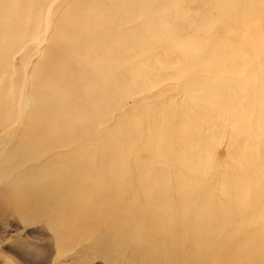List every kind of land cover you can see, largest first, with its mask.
Returning a JSON list of instances; mask_svg holds the SVG:
<instances>
[{"label": "rangeland", "instance_id": "rangeland-1", "mask_svg": "<svg viewBox=\"0 0 264 264\" xmlns=\"http://www.w3.org/2000/svg\"><path fill=\"white\" fill-rule=\"evenodd\" d=\"M73 1L48 0L35 27L31 4L23 3L21 42L0 58V83L11 95L0 119V264H165L135 253L147 243L152 212L173 216L150 203L155 195L178 210L174 219L182 223V245L169 254L187 253L186 233L195 221L227 242L243 233L264 237V0L256 2L252 17H233L235 22L210 13L219 0H124L128 8L110 16V32L61 65L72 71L66 85L71 94L66 89L43 96L33 70L54 34L66 35L57 22ZM231 4L247 7L242 0ZM6 8L0 0V14ZM129 37L135 44L127 56L102 70L104 83H115L113 97L104 92L105 100L83 108L84 124L72 126L73 139L62 135L60 146L43 151L24 138L34 95L49 104L77 97L78 76L86 77L104 57L109 40ZM213 51L214 62L208 58ZM176 61L179 69L170 66ZM188 63H195L192 72L185 70ZM110 146L113 157L102 161ZM10 153L14 162L7 161ZM53 163L64 165L68 176L54 177ZM113 168L121 182L110 198ZM224 174L230 175L223 181ZM52 180L60 192L49 194ZM71 195L76 201L69 208L62 201ZM212 207L224 223L209 216ZM124 210L131 221L114 228ZM163 237L155 234L157 243ZM210 245L217 246V239Z\"/></svg>", "mask_w": 264, "mask_h": 264}, {"label": "bare ground", "instance_id": "bare-ground-1", "mask_svg": "<svg viewBox=\"0 0 264 264\" xmlns=\"http://www.w3.org/2000/svg\"><path fill=\"white\" fill-rule=\"evenodd\" d=\"M141 1L142 0H136L138 3ZM219 1L220 2L218 3L214 2L210 13L218 17L220 20L232 22L233 17L235 20L238 18L245 19L252 17L254 15H252V10L255 9V4L259 0H242L247 1V7L243 10L232 5L231 0ZM47 2L48 0H6V11L0 14V58L1 56L5 57L6 54L10 52L9 50L11 48L18 46L21 42L22 34H20L21 31L19 28L25 18H23V12L21 13L23 3L25 8L27 5L31 4L32 10L30 9V18L31 20H34L33 26L35 27V25L43 19V10L45 9ZM61 2H63V0H61ZM127 8L128 6L124 0L73 1L71 7L62 14L57 22L58 29L66 30V35L59 33V31L54 34L43 58L33 70L32 78H34V80L42 79L43 86L41 87L40 93L43 92V96L48 95L49 93H54V95L60 96L66 89H68L66 85L72 71L61 69V65L69 63L75 53L78 54L85 52L88 44L97 43L103 39L104 36L110 32V26L112 23L109 22H113V20H109L110 16L117 12L121 14L122 10ZM121 17H124V15H121ZM34 27L32 28L33 33L34 30H36ZM143 37L144 36L142 35L139 38V44L141 46H144L146 42ZM109 42V50L101 60L93 62V67L87 68V76L81 77L77 75L80 86L77 91V97H71L68 100L59 99L56 102L49 104L43 99V96L34 95L32 100L34 109L29 121L24 125V138H31L34 144H40L43 151L60 146L58 144H61V142L63 143L62 140H59L62 135L64 136V139L66 138L68 140L73 139L75 136L74 133L76 132H73L74 130L71 129L72 126H83L84 116L89 108H94L96 104L95 100H105V98L100 96L101 94L107 92L108 96L113 97V93L116 89V87H114L115 83H112V81L104 83L102 80L104 75L102 70L110 68L112 64L111 62L116 58L127 56L131 50V48L129 50V46H132L135 42L134 39H131L130 37L129 39L121 38L120 40H109ZM214 51L217 52V50ZM214 51L208 53V58L213 62L216 60ZM196 59L198 58H195V60ZM194 64L188 63V66L186 67L187 69L185 70L192 72L193 69H195V67H193ZM170 66L177 67L179 66V63L176 61V64L172 63ZM177 69H179V67H177ZM76 71L77 74H79L78 70ZM1 77L2 73L0 71V79ZM124 77L125 76H121V80H124ZM7 87L8 86L5 82L0 83V119L3 118L4 110L9 103V96H11L9 94L10 88ZM33 89L38 90L39 87L34 86ZM224 89V85H221L220 90L224 91ZM67 91L69 93L70 89ZM261 105V111L264 114V102ZM65 107H67L69 112L67 114H63ZM83 108H87L86 112ZM33 120H37L39 124H34ZM179 131L184 132L185 128H182ZM112 155H114V149L111 146L106 147L101 156V160L107 161ZM15 158V153H10L7 156V161L14 162ZM55 165L56 163L51 165L52 168H55L53 169L54 177L55 175H62L64 177L68 176V169L64 165L59 169H57ZM4 170V168H0V174L4 172ZM118 171V168L117 170L116 168H113V174L110 176L111 182L113 183V187L108 194L110 198H115L118 194L115 187L116 184L121 182L120 176H117ZM229 175L230 174H224L223 181L226 180V177ZM49 185V194L58 193L62 190L60 185L58 183L55 184L53 180ZM74 201H76L74 195H71L68 199L63 200L62 204L71 208ZM149 201L151 204H154L155 207L163 208L169 214L173 213V216L170 215L171 217L163 219L161 216L152 212L150 216L151 224L147 230L144 231L147 243L142 249L135 252L137 256L158 260L159 262L164 260L165 264H201L202 260L207 257L213 258L215 264H264V250L261 247L262 244H264V237L259 236V234H256L253 237L251 233H238L239 236L237 239L227 242L229 237L222 236L221 233H218L217 236H212V228H200L197 221L192 224V227L189 228L188 233H186L189 238L187 253L181 257H177V255H173L171 252L169 254V249H178L182 245L179 240V236H181L182 233V223L180 224L174 219V216H176L174 214L177 213L178 210L173 207L170 208L166 204L163 205V203L160 202L159 195L152 196ZM126 210L128 211V209ZM127 211L124 210L123 215L125 217L122 216V220L119 218V220L116 221L114 228L122 227L124 224L125 226L128 225V222H130L131 219L125 215L127 214ZM209 216H211L217 224H222V222L224 223L226 220L221 214L219 215L218 207H212ZM144 218L145 216H142L141 220ZM159 231H161V234L163 233L164 236L163 243L161 244L157 243L155 240V234ZM117 233L118 232L116 231L114 234ZM234 233H236V231L229 232V234ZM213 239H217V246L210 245Z\"/></svg>", "mask_w": 264, "mask_h": 264}]
</instances>
